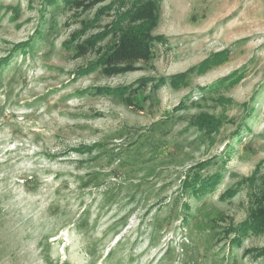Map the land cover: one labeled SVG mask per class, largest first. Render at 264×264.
Wrapping results in <instances>:
<instances>
[{
  "label": "rangeland",
  "instance_id": "obj_1",
  "mask_svg": "<svg viewBox=\"0 0 264 264\" xmlns=\"http://www.w3.org/2000/svg\"><path fill=\"white\" fill-rule=\"evenodd\" d=\"M153 18L145 59L95 67ZM263 249L264 0H0V264Z\"/></svg>",
  "mask_w": 264,
  "mask_h": 264
},
{
  "label": "trees",
  "instance_id": "obj_2",
  "mask_svg": "<svg viewBox=\"0 0 264 264\" xmlns=\"http://www.w3.org/2000/svg\"><path fill=\"white\" fill-rule=\"evenodd\" d=\"M50 2H56V0H49ZM66 3H72L74 2H78L79 0H63ZM127 20V18H123V16L121 17V19L119 20L118 24L124 23ZM148 22V23H147ZM157 24V19L153 18L150 20H145L143 21L141 24L131 27L128 30H123L121 28V25H118V27H116V30L119 31L120 33V39L118 40V44L119 46L117 48H114L110 53H108L105 57H101V59L98 60V63L95 65V67L100 66L102 67V71L106 72L107 70H109L110 65H112L113 61L117 60V59H124V57H126V55H129V58L127 59H145L146 54L148 55V47L151 43V40L146 41V37L148 35V33L151 32L152 29L155 28ZM126 34H129V36H131V38L129 40H125L124 37H126ZM201 68H203V63H201L198 67L193 68L192 71H188V73L190 74L191 72H194L196 69L197 70H201ZM187 73V74H188ZM186 75H181L178 77V79H184ZM103 91L105 92H115V90L112 91H108L107 89H104ZM105 94V93H103ZM123 93H120L119 95H122ZM195 184H199V186H202V190L204 192L205 187H211L214 184H216V181L213 179V177H208L207 180H199L197 181V183L193 184V188H195V191H199L197 188L195 187ZM204 186V187H203ZM257 222L253 221L252 223L249 224L244 223L241 226H239V228L236 230L237 235H244L246 234L248 231L252 230L254 232V229L257 228L256 226ZM261 255L264 256V249L261 251Z\"/></svg>",
  "mask_w": 264,
  "mask_h": 264
}]
</instances>
